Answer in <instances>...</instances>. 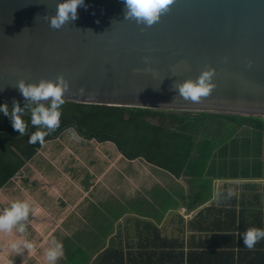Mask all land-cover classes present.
Masks as SVG:
<instances>
[{
	"label": "crops",
	"instance_id": "obj_1",
	"mask_svg": "<svg viewBox=\"0 0 264 264\" xmlns=\"http://www.w3.org/2000/svg\"><path fill=\"white\" fill-rule=\"evenodd\" d=\"M72 132L77 137L45 141L2 187L0 210L26 200L32 211L24 234L0 233V264H46V237L53 236L64 249L57 264H264V239L252 249L242 243L248 228H264L263 169L176 177ZM252 156H240L241 166ZM24 238L34 251L7 247Z\"/></svg>",
	"mask_w": 264,
	"mask_h": 264
},
{
	"label": "water",
	"instance_id": "obj_2",
	"mask_svg": "<svg viewBox=\"0 0 264 264\" xmlns=\"http://www.w3.org/2000/svg\"><path fill=\"white\" fill-rule=\"evenodd\" d=\"M58 2L0 0V100L25 103L18 80L62 75L65 102L264 118V0H173L151 26L124 19L123 0H84L56 29ZM207 68L210 94L182 98L175 85Z\"/></svg>",
	"mask_w": 264,
	"mask_h": 264
},
{
	"label": "trees",
	"instance_id": "obj_3",
	"mask_svg": "<svg viewBox=\"0 0 264 264\" xmlns=\"http://www.w3.org/2000/svg\"><path fill=\"white\" fill-rule=\"evenodd\" d=\"M5 102L12 103L0 100ZM23 119L30 121V113L26 112ZM36 127L32 126L31 131ZM67 128L87 140L111 142L125 158H142L176 177L200 170L218 173L224 169L264 170V162L261 165L259 159L264 155V118L261 117L65 102L61 106L59 127L44 142ZM0 131L1 189L43 143H29V135L8 136L5 132L19 133L3 114H0ZM243 155H253L246 167L241 166Z\"/></svg>",
	"mask_w": 264,
	"mask_h": 264
},
{
	"label": "clouds",
	"instance_id": "obj_4",
	"mask_svg": "<svg viewBox=\"0 0 264 264\" xmlns=\"http://www.w3.org/2000/svg\"><path fill=\"white\" fill-rule=\"evenodd\" d=\"M172 2L173 0H123L124 19H134L138 24L151 26ZM78 7H86L84 0H59L55 14L47 17L49 26L59 29L67 21H75L78 18ZM214 72L212 68L202 70L195 80L187 79L177 83L175 90L185 100L199 102L215 87L212 82ZM15 86L25 98V103L23 106L16 100L11 105L0 103V114L8 117L13 130L22 136L29 125V121L23 117L26 112L30 113V123L37 127L34 132H30L28 142L42 144L44 138L60 125L61 106L65 103L64 93L68 91L69 83L62 75H58L55 80L40 79L35 83H26L21 79ZM31 211L32 205L26 200L13 201L9 207L0 210V233L11 234L15 230L24 234L27 227L25 222ZM261 239H264V228L251 227L242 234V243L248 249H252ZM46 241L48 246L44 249L43 259L46 264H57L58 259L64 255L63 243L54 236L46 237ZM7 247L15 254H23L26 249L34 251L36 245L24 238L11 240ZM4 264L13 262L5 259Z\"/></svg>",
	"mask_w": 264,
	"mask_h": 264
},
{
	"label": "rangeland",
	"instance_id": "obj_5",
	"mask_svg": "<svg viewBox=\"0 0 264 264\" xmlns=\"http://www.w3.org/2000/svg\"><path fill=\"white\" fill-rule=\"evenodd\" d=\"M64 133H66V134H68V133H73V134H71V135H69V137L71 138L72 136H75V137H77L75 134H74V132H72V129H70V128H67L66 129V132H64ZM62 134V132L59 134L60 135V137H62V138H67V136H65L66 134ZM58 135V136H59ZM58 136H55V138H57ZM92 143H94V141H92ZM58 152H61L60 150L58 151ZM58 152H56V153H58ZM62 153H68V150L67 149H65V150H63L62 151ZM6 190H4V188H2L1 190H0V201H2L3 199V197H5L6 196Z\"/></svg>",
	"mask_w": 264,
	"mask_h": 264
}]
</instances>
